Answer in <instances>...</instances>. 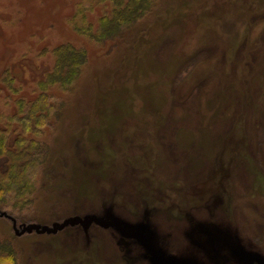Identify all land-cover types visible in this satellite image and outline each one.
Returning <instances> with one entry per match:
<instances>
[{
  "label": "rangeland",
  "instance_id": "374dc122",
  "mask_svg": "<svg viewBox=\"0 0 264 264\" xmlns=\"http://www.w3.org/2000/svg\"><path fill=\"white\" fill-rule=\"evenodd\" d=\"M113 3L0 0V114L55 48L86 55L47 88L64 108L34 136L50 159L31 209L0 210L17 252L0 264H264V0H155L118 38L76 30Z\"/></svg>",
  "mask_w": 264,
  "mask_h": 264
},
{
  "label": "trees",
  "instance_id": "16d2710c",
  "mask_svg": "<svg viewBox=\"0 0 264 264\" xmlns=\"http://www.w3.org/2000/svg\"><path fill=\"white\" fill-rule=\"evenodd\" d=\"M113 2L110 15L103 17L95 31L91 30L90 24L83 25L85 30L81 27L76 30L96 42L115 39L122 36L125 29L133 27L155 6V0ZM82 14L81 7L77 6L75 17L85 20V15ZM54 52L56 61L44 77L38 80L39 92L36 97L31 100L18 98L15 100L14 112L0 114V119L1 115L6 119L5 123L0 124V210L14 218L31 209L37 193L35 177L46 171L50 159L49 145L34 136L41 133L51 118L59 119L64 108L62 103L54 105L50 102L47 88L57 84L64 90L71 89L86 61L85 52L75 49L70 43L61 44ZM11 83L12 80L9 84ZM24 233L28 234V231ZM111 250L117 256L115 249ZM16 253L8 240L0 239L1 263L9 260L13 263V259L17 258Z\"/></svg>",
  "mask_w": 264,
  "mask_h": 264
}]
</instances>
